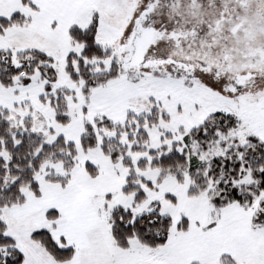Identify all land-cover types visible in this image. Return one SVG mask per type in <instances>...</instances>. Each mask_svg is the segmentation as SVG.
I'll list each match as a JSON object with an SVG mask.
<instances>
[{
  "label": "snow or ice",
  "instance_id": "1",
  "mask_svg": "<svg viewBox=\"0 0 264 264\" xmlns=\"http://www.w3.org/2000/svg\"><path fill=\"white\" fill-rule=\"evenodd\" d=\"M0 264H264V0H0Z\"/></svg>",
  "mask_w": 264,
  "mask_h": 264
}]
</instances>
